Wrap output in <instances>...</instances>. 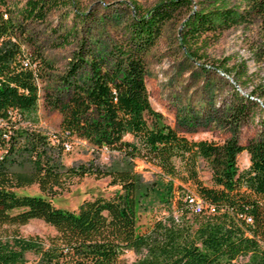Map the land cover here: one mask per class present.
Instances as JSON below:
<instances>
[{"label": "trees", "instance_id": "obj_1", "mask_svg": "<svg viewBox=\"0 0 264 264\" xmlns=\"http://www.w3.org/2000/svg\"><path fill=\"white\" fill-rule=\"evenodd\" d=\"M59 2L71 0H26L14 13L0 6V264H22L27 251L38 255L39 264H264V139L245 145L235 137L222 144L191 140L163 122L149 100L145 53L191 0H161L136 10L125 19L121 39L104 48L81 40L59 95L48 97L61 116L58 130L49 134L37 127V80L46 62L23 47L22 37L24 22L43 18ZM74 16L83 22L88 15ZM251 18L264 20V0H205L182 22V40ZM74 141L88 145L94 157L66 166L62 154ZM104 150L157 169L167 213L146 230L136 225L144 196L140 176L131 166L100 163ZM244 150L250 163L240 169L237 156ZM199 158L208 162L212 184L198 176ZM83 176L108 177L115 188L83 198L74 209L53 203L73 177ZM33 183L39 193L19 191ZM190 198L203 208L192 210ZM35 217L54 233L22 235L19 226ZM126 249L136 253L130 262L121 257Z\"/></svg>", "mask_w": 264, "mask_h": 264}, {"label": "rangeland", "instance_id": "obj_2", "mask_svg": "<svg viewBox=\"0 0 264 264\" xmlns=\"http://www.w3.org/2000/svg\"><path fill=\"white\" fill-rule=\"evenodd\" d=\"M160 1L71 0L67 5L59 2L47 7L43 18L33 17L24 22L23 47L32 55L41 54L46 62V65L42 63L44 72L37 80L38 129L49 134L58 130L61 116L49 105L48 97L59 95L61 76L81 40L92 48L97 45L104 48L118 42L123 35V23L130 14L146 10ZM202 1L205 0H191L189 8L177 10L165 23L156 42L146 51L145 82L150 103L161 114L163 122L191 140L222 144L235 137L245 145L253 139H264V115L261 111L264 108V20L251 18L220 32H206L183 41L182 22ZM228 1L237 3L240 0ZM25 2L5 0L0 6L2 10L14 13ZM76 11L86 13L87 19L81 22L74 16ZM27 38L32 46L27 44ZM241 102L247 111L243 117L237 112ZM2 152L0 143V155ZM93 157L88 145L74 141L68 143L61 161L71 166ZM97 160L109 167L131 166L140 176L144 196L137 212L138 230H146L156 216L167 213L159 199L162 181L154 166L141 160L132 164L118 153L107 150L102 151ZM249 163L248 153L245 150L240 152L237 166L242 169ZM197 170L204 183H213L207 161L199 158ZM114 188L115 185L108 184V177H73L68 189L52 196V201L58 206L74 209L83 198L99 193L109 195ZM189 189L194 187L189 186ZM19 191L40 192L36 183ZM18 229L25 236L47 235L55 231L38 217L29 219ZM25 256L26 261L22 264H39L35 252L27 251ZM121 257L130 262L136 253L126 249Z\"/></svg>", "mask_w": 264, "mask_h": 264}, {"label": "built area", "instance_id": "obj_3", "mask_svg": "<svg viewBox=\"0 0 264 264\" xmlns=\"http://www.w3.org/2000/svg\"><path fill=\"white\" fill-rule=\"evenodd\" d=\"M190 203H191V208L194 211H200L203 208V202L199 199L194 200L193 198H190ZM248 220H250V218H248Z\"/></svg>", "mask_w": 264, "mask_h": 264}]
</instances>
